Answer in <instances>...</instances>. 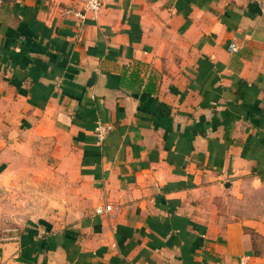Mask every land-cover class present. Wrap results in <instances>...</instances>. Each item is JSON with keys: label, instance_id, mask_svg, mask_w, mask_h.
<instances>
[{"label": "crops", "instance_id": "crops-1", "mask_svg": "<svg viewBox=\"0 0 264 264\" xmlns=\"http://www.w3.org/2000/svg\"><path fill=\"white\" fill-rule=\"evenodd\" d=\"M71 8L0 3V264H264V0Z\"/></svg>", "mask_w": 264, "mask_h": 264}, {"label": "built area", "instance_id": "built-area-1", "mask_svg": "<svg viewBox=\"0 0 264 264\" xmlns=\"http://www.w3.org/2000/svg\"><path fill=\"white\" fill-rule=\"evenodd\" d=\"M4 2V0H0V3ZM78 2L81 4V8H71L68 9V12L71 14H74L78 18L84 20L89 16L96 17L98 13L101 11L104 0H78ZM230 49L235 51L237 49V45L232 43L230 45ZM107 128L104 125L99 124L96 128V135L98 139L101 141L105 138ZM112 209L111 205L106 206H99L97 207L96 211L98 213H104L106 211H109Z\"/></svg>", "mask_w": 264, "mask_h": 264}, {"label": "water", "instance_id": "water-1", "mask_svg": "<svg viewBox=\"0 0 264 264\" xmlns=\"http://www.w3.org/2000/svg\"><path fill=\"white\" fill-rule=\"evenodd\" d=\"M96 73L94 72L93 73V75H92V78H91V80L89 81V87H91L93 84H94V82H95V80H96Z\"/></svg>", "mask_w": 264, "mask_h": 264}, {"label": "rangeland", "instance_id": "rangeland-1", "mask_svg": "<svg viewBox=\"0 0 264 264\" xmlns=\"http://www.w3.org/2000/svg\"><path fill=\"white\" fill-rule=\"evenodd\" d=\"M15 204H17V202Z\"/></svg>", "mask_w": 264, "mask_h": 264}]
</instances>
